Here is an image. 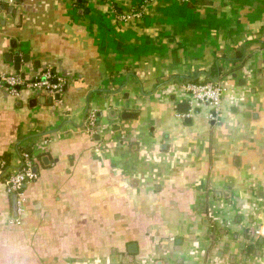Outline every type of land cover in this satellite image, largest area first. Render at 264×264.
<instances>
[{
  "label": "crops",
  "instance_id": "0c3cea01",
  "mask_svg": "<svg viewBox=\"0 0 264 264\" xmlns=\"http://www.w3.org/2000/svg\"><path fill=\"white\" fill-rule=\"evenodd\" d=\"M1 2L0 74L65 87L0 84L37 172L19 223L0 177V264H264V0ZM207 80L217 110L181 87Z\"/></svg>",
  "mask_w": 264,
  "mask_h": 264
},
{
  "label": "built area",
  "instance_id": "2783aa9c",
  "mask_svg": "<svg viewBox=\"0 0 264 264\" xmlns=\"http://www.w3.org/2000/svg\"><path fill=\"white\" fill-rule=\"evenodd\" d=\"M1 5L2 2L0 0V11L2 10ZM138 14H140L139 10H133L129 14L121 16L128 17ZM41 77H43V79H41ZM38 78L37 81L31 83L27 82L20 72L5 73L0 74V84L7 85L13 92H17V86L34 84L46 91L55 100H60V95L64 91V79L58 75L54 77V74H52L50 70H45L40 76H38ZM53 78L56 80L53 81ZM181 87L189 93L191 98H194L201 103H207L214 110H217L219 107L224 91L223 84L217 80H207L204 82L186 81L181 84ZM57 94L58 97H55ZM86 121L87 130L93 132L95 126L94 114H89ZM34 167L33 157L29 155L28 152H22L20 155V164L17 167L6 164L5 159L0 156V177H3L5 190L8 193H16L17 195L16 213L14 217V221L17 223L20 222L19 214L23 210V204L25 201L24 186L35 178L37 174L36 170L33 169ZM6 173L7 175H5Z\"/></svg>",
  "mask_w": 264,
  "mask_h": 264
},
{
  "label": "water",
  "instance_id": "95a60500",
  "mask_svg": "<svg viewBox=\"0 0 264 264\" xmlns=\"http://www.w3.org/2000/svg\"><path fill=\"white\" fill-rule=\"evenodd\" d=\"M2 7H3V5H1ZM10 44H11V46H15V43H14V38H11V40H10ZM14 54H15V57L13 58V60L15 61V68L16 69H19L20 68V65H21V56H20V54H19V50H17V49H15L14 50ZM8 55H10L9 57H10V59H12V55L11 54H9L8 53ZM23 55V57H22V60H24L25 62H28L29 61V56H28V54L27 53H24V54H22ZM21 75L23 76V77H25V73L24 72H21ZM39 78L37 77V76H34V77H32L31 79H29V80H26L27 82H35V81H37ZM41 79H43V77H41ZM56 79H54L53 78V81H55ZM17 88H20V86H17ZM55 97H58V94L57 95H55ZM180 104H186L187 105V107H188V104H187V102L186 101H183V102H180ZM123 115H127V116H129L130 114L128 113V112H126V113H124ZM34 170H36V168L34 167L33 168ZM16 200H17V195H16V193H12V210H13V212H14V215H15V213H16Z\"/></svg>",
  "mask_w": 264,
  "mask_h": 264
},
{
  "label": "trees",
  "instance_id": "16d2710c",
  "mask_svg": "<svg viewBox=\"0 0 264 264\" xmlns=\"http://www.w3.org/2000/svg\"><path fill=\"white\" fill-rule=\"evenodd\" d=\"M52 74H54V77L57 76L54 72L51 71ZM63 87H65V84L63 85ZM22 152H28L29 155H33V152L31 151L30 149V146L29 145H26V146H19L18 148V153H19V157L20 155L22 154ZM39 155V154H36V156ZM0 156L3 157L5 159V162L6 164H9L10 163V158H11V155L9 153H0ZM33 157V156H32ZM7 175V173L5 174ZM3 175V176H5Z\"/></svg>",
  "mask_w": 264,
  "mask_h": 264
}]
</instances>
